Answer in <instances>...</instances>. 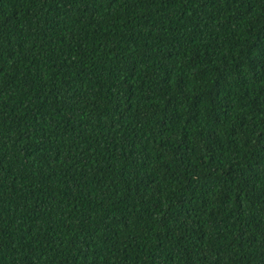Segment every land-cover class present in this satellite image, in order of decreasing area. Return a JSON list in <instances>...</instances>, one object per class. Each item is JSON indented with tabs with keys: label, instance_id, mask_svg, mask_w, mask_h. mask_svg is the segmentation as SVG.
<instances>
[{
	"label": "trees",
	"instance_id": "1",
	"mask_svg": "<svg viewBox=\"0 0 264 264\" xmlns=\"http://www.w3.org/2000/svg\"><path fill=\"white\" fill-rule=\"evenodd\" d=\"M0 264H264V0H0Z\"/></svg>",
	"mask_w": 264,
	"mask_h": 264
}]
</instances>
